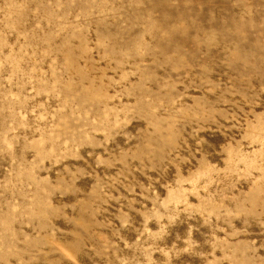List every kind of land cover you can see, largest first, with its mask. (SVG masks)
Listing matches in <instances>:
<instances>
[{
	"label": "rangeland",
	"instance_id": "rangeland-1",
	"mask_svg": "<svg viewBox=\"0 0 264 264\" xmlns=\"http://www.w3.org/2000/svg\"><path fill=\"white\" fill-rule=\"evenodd\" d=\"M0 264H264V0H0Z\"/></svg>",
	"mask_w": 264,
	"mask_h": 264
}]
</instances>
